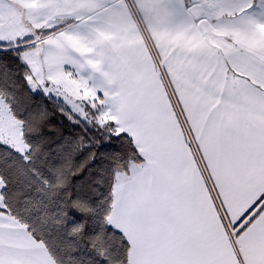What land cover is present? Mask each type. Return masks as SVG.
<instances>
[{
    "label": "snow or ice",
    "instance_id": "obj_1",
    "mask_svg": "<svg viewBox=\"0 0 264 264\" xmlns=\"http://www.w3.org/2000/svg\"><path fill=\"white\" fill-rule=\"evenodd\" d=\"M0 264H264V0H0Z\"/></svg>",
    "mask_w": 264,
    "mask_h": 264
}]
</instances>
